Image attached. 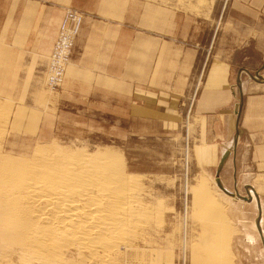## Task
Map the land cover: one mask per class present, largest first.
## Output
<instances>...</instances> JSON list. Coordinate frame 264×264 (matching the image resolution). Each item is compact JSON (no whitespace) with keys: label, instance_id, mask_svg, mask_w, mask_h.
<instances>
[{"label":"rangeland","instance_id":"obj_1","mask_svg":"<svg viewBox=\"0 0 264 264\" xmlns=\"http://www.w3.org/2000/svg\"><path fill=\"white\" fill-rule=\"evenodd\" d=\"M67 1L60 24L68 9L81 12L83 24L88 14L98 12L125 15L136 11L139 22L148 25L153 23L152 13L168 15L170 20L164 22L169 24V35L164 37L163 46L159 37L151 40L143 34L138 36V76L142 83H138V89L146 90L154 67L151 78L159 80L150 86L159 92L151 94L156 97L155 107L146 110L130 98V86L124 83L121 98L115 96L116 99L108 91L107 83L81 84L74 94L66 91L71 87L67 69L71 70L73 65L72 57L84 25L63 83L56 89L48 84L53 49L45 55L17 52L0 35V150L18 157L29 156L40 147L55 146L90 153L107 148L122 154L128 171L140 176L143 187L148 189L143 194L150 193V204L153 201V208L161 206L163 214L160 226L159 222L151 224L150 235H146L149 243L144 240L148 245L139 239L134 247V257L139 253L138 264H264V175H238L236 165L226 163L236 149L233 128L217 148L199 145L203 144L200 136L204 125L189 113L196 93H190L193 85L177 82L180 75L203 76L206 72L213 51L195 53L185 48H193V42L200 47L209 44L208 22L217 0ZM4 3L0 0V24ZM179 19H186L185 31L191 35L177 29ZM160 22L155 21L157 25ZM197 40L200 42L196 43ZM260 71L258 75L251 74L258 79ZM125 72L129 73L128 67ZM82 75L89 79V70L85 69ZM240 102L241 93L238 105ZM172 105H177V109ZM225 145L230 147L225 150L230 154L220 168ZM237 194L248 199L251 195L252 200ZM221 217L228 223L230 233L228 240L220 243L218 234L225 226Z\"/></svg>","mask_w":264,"mask_h":264},{"label":"crops","instance_id":"obj_2","mask_svg":"<svg viewBox=\"0 0 264 264\" xmlns=\"http://www.w3.org/2000/svg\"><path fill=\"white\" fill-rule=\"evenodd\" d=\"M67 2L5 0L1 12L0 35L17 52L45 55L53 49ZM216 3L208 22L209 44L200 47L193 42V48H185L195 53L213 51L206 72L203 76L180 75L177 82L193 85L190 93H196L189 113H193L194 118H198L200 124L204 125L203 136H200L203 144L199 145L217 148L233 128L236 149L226 163L236 165L238 175H264V0H217ZM152 14L153 23L150 25L139 22L136 11H129L125 15L111 11L88 14L72 57L73 65L71 70L67 69L71 87L66 91L74 94L73 91L79 90L76 87L81 84L107 83L108 91L116 99L115 96L121 98L124 83L130 86V98L140 102L146 110H153L156 97L151 94L158 95L159 92L150 86L159 83V80H155V76L151 78L153 67L146 90L139 92L138 36L143 34L150 39L159 37L163 46L166 41L164 37L169 35V24L166 22L170 19L166 14ZM159 20L162 22L157 25L155 21ZM179 21L177 29L191 35L185 31L188 30L187 23L181 22V19ZM16 40L20 42L16 43ZM126 67L129 69L128 74L125 72ZM85 69L89 70V79L82 75ZM258 71L261 76L255 79L251 73L257 74ZM240 80L243 104L238 114ZM195 85H200L199 89H193ZM138 93L146 95L139 96ZM181 103L185 104V101ZM175 107L177 109L178 106L172 105V108ZM44 127V123H41L42 130ZM225 147L224 152L230 148L228 145ZM259 185H263V182Z\"/></svg>","mask_w":264,"mask_h":264},{"label":"bare ground","instance_id":"obj_3","mask_svg":"<svg viewBox=\"0 0 264 264\" xmlns=\"http://www.w3.org/2000/svg\"><path fill=\"white\" fill-rule=\"evenodd\" d=\"M2 150L0 264H138L133 249L139 239L149 243L151 224L163 214L122 154L55 146L18 157ZM229 231L226 222L220 243Z\"/></svg>","mask_w":264,"mask_h":264},{"label":"built area","instance_id":"obj_4","mask_svg":"<svg viewBox=\"0 0 264 264\" xmlns=\"http://www.w3.org/2000/svg\"><path fill=\"white\" fill-rule=\"evenodd\" d=\"M83 22L84 16L78 10L68 9L66 11L50 55L48 84L52 89L60 87L63 83Z\"/></svg>","mask_w":264,"mask_h":264},{"label":"water","instance_id":"obj_5","mask_svg":"<svg viewBox=\"0 0 264 264\" xmlns=\"http://www.w3.org/2000/svg\"><path fill=\"white\" fill-rule=\"evenodd\" d=\"M256 75H258V74H256ZM252 77H254L255 78V76L254 75H252ZM239 86H240V91H241V102H240V105H239V110H238V114H240V110H241V107H242V104H243V94H242V83H241V80H240V83H239ZM229 154H230V151H226L225 152V154L223 155V157H222V161H221V163H220V168L223 166V164H224V162L226 161V159H227V157L229 156ZM222 187V186H221ZM224 189V188H223ZM250 194V193H249ZM240 198H242V199H246V200H252L251 199V195H250V199H248V198H246V197H244V196H242V195H240V194H237ZM258 201H259V198H258ZM259 203V206L261 207V203L260 202H258ZM261 209V208H260ZM260 221H261V212H260V215H259V218H258V225L260 224Z\"/></svg>","mask_w":264,"mask_h":264}]
</instances>
